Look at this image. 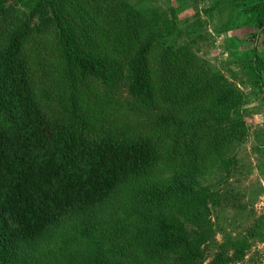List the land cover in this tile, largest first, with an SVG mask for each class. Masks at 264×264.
<instances>
[{
	"label": "trees",
	"instance_id": "trees-1",
	"mask_svg": "<svg viewBox=\"0 0 264 264\" xmlns=\"http://www.w3.org/2000/svg\"><path fill=\"white\" fill-rule=\"evenodd\" d=\"M232 6L258 45L264 0ZM185 35L127 0H0V264H51L100 229L80 264H203L173 217L203 221L208 197L191 182L244 140L246 102ZM246 56L264 89V49ZM120 79L131 104L112 94ZM249 236L264 238V217ZM247 247L228 238L231 256L210 264Z\"/></svg>",
	"mask_w": 264,
	"mask_h": 264
},
{
	"label": "rangeland",
	"instance_id": "rangeland-1",
	"mask_svg": "<svg viewBox=\"0 0 264 264\" xmlns=\"http://www.w3.org/2000/svg\"><path fill=\"white\" fill-rule=\"evenodd\" d=\"M150 17L163 14L169 24H174L185 41L190 42L195 53L206 61L214 72L224 74L243 94L245 105L236 114L244 122L243 141L233 147L224 157L223 166L191 182L195 191H206V215L203 221H187L182 214L173 217L180 220L191 239L200 241L203 264H210L222 252L226 240H246L247 250L242 260L233 264H264V238L250 237L249 232L261 217H264V89L259 87L250 73L247 52L256 46L260 54L264 49V35L258 45L249 38V30L242 26L240 13L234 9V0H172L176 8V21L169 9V0H127ZM218 2V4H217ZM113 96L124 104H131L124 80L119 87L114 85ZM57 96L56 99H61ZM120 107H111L113 115ZM175 176L167 174L159 183ZM155 183L153 182L152 185ZM158 184V183H157ZM158 216L157 213H154ZM193 216V212H192ZM101 229L94 236L81 242L76 236L68 249L58 252L50 259L51 264H80L91 256L90 246L97 248ZM99 247V246H98ZM110 245L106 244L105 248ZM55 247L50 248L53 250ZM173 257H177L173 255ZM118 259V258H117ZM126 264L128 259H123Z\"/></svg>",
	"mask_w": 264,
	"mask_h": 264
}]
</instances>
